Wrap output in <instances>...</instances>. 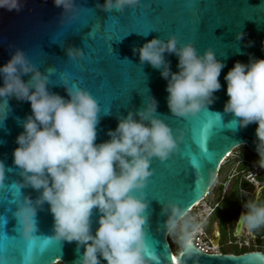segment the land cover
<instances>
[{
  "label": "clouds",
  "instance_id": "9594fccd",
  "mask_svg": "<svg viewBox=\"0 0 264 264\" xmlns=\"http://www.w3.org/2000/svg\"><path fill=\"white\" fill-rule=\"evenodd\" d=\"M53 4L74 19L79 15L76 0H53ZM24 0H0V8L20 9ZM148 6L145 0H103L96 7L104 11ZM245 33L237 32L240 40ZM249 45L252 43L248 42ZM66 55L83 58L81 47L69 45ZM133 52H137L134 47ZM177 56V71L165 53ZM141 63L147 61L159 69L167 91V106L172 115L185 119L195 117L214 102V93L221 88L218 79L224 61L216 56L212 47L201 53L189 40L178 41L169 34L167 39L153 37L138 48ZM52 68L41 70L26 54L16 47L10 58L0 65V103L7 107L2 121L10 111L8 99L30 102L31 113L21 121L23 130L15 138L13 165L19 176L17 190L32 187L38 191L33 199L21 195L15 201L13 216L20 236L34 243L38 232L37 211L45 203L53 217V232L45 241L76 242L78 256L73 264H160L155 250L149 249V201L144 188L153 170L152 159L167 160L179 150L182 130L173 131L161 114L158 101L152 95L143 107L118 115L115 129H109V139L97 143V124L101 118V105L85 87L69 84L61 74L68 98L50 91ZM30 74L27 80L22 79ZM228 99L224 112L234 119L229 124L246 127L255 122V150L258 164L264 168V58L249 54L247 62L237 60L224 76ZM104 111V110H103ZM110 114L111 110L104 111ZM221 117L219 112H213ZM238 143V144H242ZM0 160V182L6 171ZM239 221L252 232L264 226V203L255 200L243 204ZM98 213V226L93 233L91 216ZM246 209V210H245ZM167 218L160 227L167 233H176L178 243L186 256L195 249L192 235L196 225L187 216V210L178 201L162 203ZM83 246V252L80 248ZM24 259L31 264L36 259L31 246Z\"/></svg>",
  "mask_w": 264,
  "mask_h": 264
},
{
  "label": "water",
  "instance_id": "95a60500",
  "mask_svg": "<svg viewBox=\"0 0 264 264\" xmlns=\"http://www.w3.org/2000/svg\"><path fill=\"white\" fill-rule=\"evenodd\" d=\"M146 8L137 6L126 8L123 13L117 10L104 11L96 7L103 0H76L79 15L72 19L53 0H24L20 11L0 8V65L4 64L11 52L20 47L25 50L31 61L42 71L52 68L50 91L68 98L65 86L61 84L64 74L69 84L87 88L101 105L100 120L97 124L96 142L109 139L107 132L115 129L118 115H127L131 109L143 107L144 100L152 95L158 101L157 113L161 114L173 131L182 130L183 140L179 150L167 160L153 158V170L144 188L145 198L149 201L148 241L149 249L155 250L160 264H264V253L248 251L239 254L205 252L194 243L195 252L191 256L177 252L175 261L168 233L162 226L167 216L162 213V203L175 200L187 212L201 201L210 191L222 162L234 148L246 145L255 150L256 123L236 129L231 112H224L228 99L224 76L237 60L247 62L249 54L264 58V0H145ZM245 35L236 39L237 32ZM175 34L180 42L191 40L202 53L212 47L218 59L224 61L218 79L221 88L214 93V102L192 118H182L170 113L167 106V81L161 77L159 69L147 61L141 63L138 48L153 37L167 39ZM249 41L252 43L249 45ZM81 47L83 58H70L65 49L69 46ZM137 52H133V48ZM172 71H177V56L165 53ZM30 74L22 79L27 80ZM3 81L0 79V84ZM10 111L2 121L7 107L0 103V160L6 168L0 182V264H22L20 252L6 256L11 243L21 249L33 245L36 259L31 264H73L77 258L76 242L45 241L44 236L53 232V217L45 203L37 211L38 232L40 237L32 244L20 236L16 218L13 216L15 201L21 195L33 199L38 191L32 187L17 190L22 179L13 165L12 152L17 146L15 138L22 128L21 121L31 113L30 102L8 99ZM111 110L110 114L104 111ZM104 110V111H103ZM213 112H219L218 117ZM205 124L210 125L212 135L204 141L201 149L197 140ZM242 144H238L241 143ZM190 147L196 156L198 166L185 156ZM203 152L211 156L203 155ZM258 155V154H257ZM99 213L93 209L91 228L93 233L98 226ZM46 245L42 250V242ZM83 246L80 253L83 252ZM101 264L106 261L101 259Z\"/></svg>",
  "mask_w": 264,
  "mask_h": 264
},
{
  "label": "flooded vegetation",
  "instance_id": "af4514ba",
  "mask_svg": "<svg viewBox=\"0 0 264 264\" xmlns=\"http://www.w3.org/2000/svg\"><path fill=\"white\" fill-rule=\"evenodd\" d=\"M244 146L232 158L225 159L208 195L194 211L193 224L220 253H264V226L250 232L238 219L246 201L264 203V168L252 180L247 179V171L253 163L258 164L259 157Z\"/></svg>",
  "mask_w": 264,
  "mask_h": 264
},
{
  "label": "built area",
  "instance_id": "2783aa9c",
  "mask_svg": "<svg viewBox=\"0 0 264 264\" xmlns=\"http://www.w3.org/2000/svg\"><path fill=\"white\" fill-rule=\"evenodd\" d=\"M224 161L222 162V164L224 163ZM260 171H261V168L259 167V165L257 163H253L250 166V168L247 171V173H246L247 179L252 180L254 174H256L257 172H260ZM202 200L199 201L198 203H196V205H194L187 212V216L191 218V222L192 223H193V219H194V211H195V208L202 202ZM168 239H169V242H170V244H171V246L173 248L174 253H177L178 251H180L182 249L181 246H180V244L178 243V236H177L176 233H168ZM192 243H194L200 250L205 251V252H211L212 253V252H217L218 251L212 245L211 240L209 238H206L205 235H204V233L201 230H198L197 228L193 232V235H192Z\"/></svg>",
  "mask_w": 264,
  "mask_h": 264
},
{
  "label": "snow or ice",
  "instance_id": "6c2138e0",
  "mask_svg": "<svg viewBox=\"0 0 264 264\" xmlns=\"http://www.w3.org/2000/svg\"><path fill=\"white\" fill-rule=\"evenodd\" d=\"M211 135H212V132H211V130H210V125L205 124V125L203 126V128L201 129V132H200V138L197 140V143L200 145V147H201L202 150H203V148H204V141H205V139H206L207 137L211 136ZM184 154H185L186 157H191V163H192L194 166H198L197 158H196V156H194V155L191 153L190 147H189L188 149H186V151H185ZM203 155H206V156H209V157L211 156V154H210V153H207V152H203ZM45 246H47V245H46V242L43 241L42 244L40 245L41 250H42ZM31 248H32V252H33V245L31 246ZM28 249H29V246H25L24 249H21V248L17 247V246L15 245V243H11V244H9V246H8V248H7V250H6V256H7V255H11V256H13V255H12V252H13V251L16 252V253L20 252V253L22 254V256H23V262H22V264H29V262L26 261V260L24 259L26 253L28 252ZM33 255H34V254H33ZM173 259H174V258H173ZM8 264H11V261H9Z\"/></svg>",
  "mask_w": 264,
  "mask_h": 264
},
{
  "label": "rangeland",
  "instance_id": "374dc122",
  "mask_svg": "<svg viewBox=\"0 0 264 264\" xmlns=\"http://www.w3.org/2000/svg\"><path fill=\"white\" fill-rule=\"evenodd\" d=\"M244 148H245L244 145H240V146L234 148L233 151L231 152V154L228 156V159L232 158L234 154H236V153L242 151ZM257 157H258V156H257ZM226 160H227V159H226ZM221 178H222V175L219 176V177L217 178V181H216L215 184H218V182L221 180ZM56 264H62V263L57 262Z\"/></svg>",
  "mask_w": 264,
  "mask_h": 264
},
{
  "label": "bare ground",
  "instance_id": "6f19581e",
  "mask_svg": "<svg viewBox=\"0 0 264 264\" xmlns=\"http://www.w3.org/2000/svg\"><path fill=\"white\" fill-rule=\"evenodd\" d=\"M230 154H231V153H229V155H230ZM197 203H198V202H197ZM173 254H174V260L177 261V260H178V254H177V253H174V252H173Z\"/></svg>",
  "mask_w": 264,
  "mask_h": 264
}]
</instances>
